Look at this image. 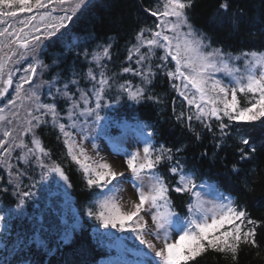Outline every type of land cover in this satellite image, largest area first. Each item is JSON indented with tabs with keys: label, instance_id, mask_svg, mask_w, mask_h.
<instances>
[{
	"label": "snow or ice",
	"instance_id": "6c2138e0",
	"mask_svg": "<svg viewBox=\"0 0 264 264\" xmlns=\"http://www.w3.org/2000/svg\"><path fill=\"white\" fill-rule=\"evenodd\" d=\"M90 3L91 0H0V99L7 100L4 107H0V166L8 171V183L16 198L14 208L0 210V247L3 248L0 264H35L30 258L33 246L49 249L48 241L36 234L37 231L43 233L42 225L33 230L31 236L22 233L14 241L11 233L4 235L7 225L22 216L27 199L33 195L30 188L22 186L20 177L24 173H14L9 162L14 149L26 150L17 159L28 164L35 161L42 179L55 174L68 188L72 187L63 165L52 158L39 138L37 129L48 123L59 129L57 139L63 138L67 156L79 166L86 188L104 190L100 198L87 206L86 215L106 230L95 232L97 241L118 253L106 264H199L200 258L209 252L221 254L237 264L242 247H259L257 228L264 221L251 218L246 208L231 195L221 192L219 187L204 182L198 184V171L188 168L180 158L184 145L175 149L163 144L157 147L151 139L154 133L150 131L143 140L142 149H117V154L125 157L126 166L125 170H118L100 155L94 132L99 129L101 134L107 135L101 124L106 117L101 113L109 102H118L122 95L137 103L144 100L161 103L150 86L158 73L163 72L189 106L187 113L182 110L175 115L176 121L199 140L201 133L192 123L196 121L212 133L216 149L232 139V130L236 129L238 139L233 143L239 160H250L257 145L242 129L257 122L264 125V50L243 51L233 56L213 47L210 37L191 22L189 10L194 0H157L155 8L144 9L155 18L153 24L139 26L134 30V42L129 41L125 58L128 66H122L119 72L109 67L115 35H109L104 42L95 43V47L89 49L94 33H88L83 42L69 48V51L77 50L76 56H83L88 62L87 72H74V78L58 87L57 77L43 79L44 71L51 66L39 59L42 45L45 40L63 39L70 31L69 25L85 15ZM229 8L228 0H222L220 13H228ZM242 15L243 10L239 9L228 17L234 29H238ZM25 60L28 61L26 67H17ZM60 62L54 60L53 65L58 66ZM21 71L23 74L14 80V74ZM124 73L139 77V83L134 85L127 79L119 83ZM217 73L227 79L218 78ZM37 77L39 83L35 82ZM81 79L91 84V91L80 88ZM177 80L180 84L175 83ZM70 84L76 86V92H72ZM13 86L14 95H6ZM45 86L52 102L41 101V89ZM114 89L113 98L110 94ZM58 98L68 103L67 118L71 124L60 122ZM92 99L94 107L88 106ZM25 101L30 104L26 105ZM81 101L83 108L78 113ZM18 108L26 112L22 125L13 124L14 120H19V112L15 110ZM6 109L8 116L4 115ZM80 116L85 119L78 125ZM121 135H125L123 128ZM25 137L30 140L26 142ZM89 138L93 141L95 157L89 155L84 144ZM259 148L264 151V143ZM165 163L170 178L160 173V166ZM233 171H238L235 165ZM125 183H130L135 192V199H131L127 207L121 204L119 195ZM198 188L208 191H198ZM173 192L189 197L187 212L183 215L175 210L170 194ZM77 227L78 220L70 225L66 223L61 230V241L67 243ZM130 237L139 244L129 247L126 241ZM128 254L135 259H126Z\"/></svg>",
	"mask_w": 264,
	"mask_h": 264
},
{
	"label": "trees",
	"instance_id": "16d2710c",
	"mask_svg": "<svg viewBox=\"0 0 264 264\" xmlns=\"http://www.w3.org/2000/svg\"><path fill=\"white\" fill-rule=\"evenodd\" d=\"M221 2L222 0H194L193 7L189 10L194 27L210 37L213 47L221 48L232 55H239L243 51L264 50V0H228L230 8L226 14L220 13ZM156 4L157 0H91L85 15L75 24L69 25L70 31L63 39L52 38L44 41L39 59L51 67L44 71L43 79L51 80L57 77V86L62 87L63 83L74 78V72H87L88 62L83 56H76L77 50L69 51V48L74 43L83 42L88 33H94V42L89 45V49L94 48L95 43L104 42L109 35L116 36L109 67L119 72L122 66H128L129 62L125 59L126 48L130 47L129 41L134 42L132 39L134 30L139 26L152 25L155 21V18L144 9L155 8ZM239 9L243 10V15L240 17L238 29H234L228 17ZM57 59L61 62L58 66L53 65V61ZM131 63L135 66L134 61ZM126 79L131 80L134 85L139 83V77H133L131 73L122 74L118 82L124 83ZM171 85L172 82L160 72L150 86V90L160 97L161 103L152 100L137 103L129 100L126 95H122L118 102H109L101 113L106 117V133L117 136L120 132L117 125L139 123L154 133L153 144L157 147L163 144L165 147L175 149L184 145L180 158L188 168H195L198 171L197 183L204 182L219 187L221 192L231 195L241 207L246 208L251 218L264 221V151L259 148V145L264 143V125L257 122L242 129L257 145V151L250 160L240 161L236 145L233 143V140L238 139L236 129L232 130V139L225 141L220 149H216L212 133L203 129L196 121L192 123L196 131L201 133L199 140L188 131L186 126L176 121L175 115L182 110L187 113L189 106ZM79 86L81 89L86 87L91 91V84L86 79H81ZM69 87L72 92H76L75 85L70 84ZM52 91L55 92V88ZM110 95L115 97V89ZM240 99L243 103V97ZM41 101L52 102L48 91L42 94ZM68 106L63 98H58L57 110L60 112L61 123H66ZM46 119L50 121L51 117ZM37 132L44 147L51 152L53 159L63 165L69 177L72 187L65 186L74 211L71 213L74 214L71 220L76 218L79 227L67 243L61 241V230L66 223L64 207L59 205L56 196L58 187L55 182L56 175L50 174L42 179L37 165L14 159L12 162L14 173H24L20 177L22 186L26 189L30 188L33 195L27 199L22 216L7 225L4 235L11 233V240L14 241L22 233L31 236L33 230H38L42 225L43 233L37 231L36 234L48 241L49 249L46 251L33 246L30 258L35 264H98L105 258H112L113 250L101 245L95 237V232L101 229L98 222L86 215L87 206L97 199L100 189L86 188L79 166L67 156L63 138L57 139L60 136L58 128L48 123L41 125ZM205 152L207 155H203ZM213 153H215L214 157ZM234 165L238 171H233ZM167 166V163L162 164L160 173L170 178L171 174L167 172ZM8 180L6 171L0 167V210L5 211L14 208L16 203ZM5 188L7 191H4ZM170 194L175 210L181 215L185 214L189 197L174 192ZM256 239L259 247H242L237 264H264V223L257 228ZM58 244L59 248H57ZM2 251L3 248L0 247V252ZM9 259H12L11 255ZM199 264H233V262L221 254L209 252L200 258Z\"/></svg>",
	"mask_w": 264,
	"mask_h": 264
},
{
	"label": "rangeland",
	"instance_id": "374dc122",
	"mask_svg": "<svg viewBox=\"0 0 264 264\" xmlns=\"http://www.w3.org/2000/svg\"><path fill=\"white\" fill-rule=\"evenodd\" d=\"M233 56H236V55H233ZM27 63H28V61L25 60L22 62L21 65H17V67H21V68L26 67ZM238 63H240V62H238ZM173 65H174V62H173ZM11 66L12 65H10V67ZM22 74H23L22 71L15 73L14 74V80H17L19 78V76ZM216 75L218 78H223L225 80L227 79L226 77H223L222 73H217ZM39 79H40L39 77L35 78V82L39 83ZM175 83L180 84V81L177 80V81H175ZM25 87L27 88L28 86L25 85ZM46 92H47V86H45L44 88L41 89L42 94L43 93L46 94ZM42 94H41V96H42ZM6 95H8V96L14 95V86H13V88L9 89V92ZM77 99H79V94H78ZM6 103H7V100L0 99V107H4V105ZM80 103H81L82 107H81V109L77 110L78 113L83 108V101H81ZM25 104L28 105V104H30V102L25 101ZM88 106L94 107V99L90 100V103ZM15 110L19 112V120H14L13 124L14 125H22L23 121L26 118V112H25L24 108H18ZM4 115L8 116V110L7 109L5 110ZM9 118H11V117H9ZM65 119H66L65 124H71V121H69L67 118V113H66ZM84 119H85L84 116H80L79 120L77 121V124L79 125L81 122L84 121ZM105 122L106 121L103 120V121H101V124L105 127V131H107L106 126H105L106 125ZM119 125H120V127H118V128L120 129V132L117 136H110L108 134L107 135L101 134L100 130L97 129L94 132V135L96 136V139L94 142H95L97 149H98L101 156L105 157L108 160V162L113 164V166L115 168H117L118 170H125V167H126L125 163H124L125 157L122 154H117V149H121V150L127 149L128 151H134V150H136L137 147L142 149L143 140L146 137L147 133L150 131L144 125L139 124V123H132V124L122 123ZM121 128H123L124 132H125V135H123V136L121 135ZM0 135H2V133H0ZM25 140L27 142L28 140H30V137H25ZM92 143H93V141L91 140V138L84 141L85 146L88 148L89 155H92L95 157V153L92 149ZM22 151H26V150H21L19 148L14 149L9 162L12 164L14 159H17V157L22 154ZM0 152H2V150H0ZM16 153H18L19 155L17 156ZM32 164L36 165L35 161H32ZM0 167H2L6 171L7 177L9 178L8 171L3 166H0ZM55 182L57 183V186H58L57 190H56L57 191L56 196L59 199V205L62 208L64 207L63 208L64 215H65L64 221H65V223H73L74 221H76V218H73V221L71 220V218L74 215L71 213L74 211L72 210V207L70 204V199L68 198V194L65 195V193H67L66 186H65L64 182L62 180H60V178L58 176L55 177ZM122 188H123V191L119 194L121 197V204L123 206L127 207L129 204V201L131 199H135V192H134V189L132 188L130 183L123 184ZM197 190L205 192V193H207V191H208L207 189H199V188ZM103 191L104 190L100 189V193H102ZM98 198H100V197L98 196L97 199ZM207 198L211 199V196H207ZM104 231H106V230H104L102 228L100 229V232H104ZM117 235H129V234L128 233H117ZM126 243L128 244L129 247H132L133 245L139 244V242L136 241L134 237H130L126 241ZM112 250H113V257L112 258H116L118 256V253L116 252L115 249H112ZM125 258L128 260L135 259V257H133L131 254H128ZM107 260L108 259L105 258V259L101 260L98 264H106Z\"/></svg>",
	"mask_w": 264,
	"mask_h": 264
}]
</instances>
